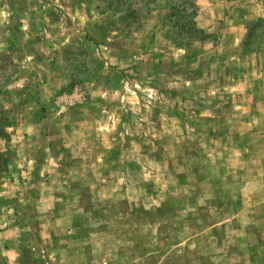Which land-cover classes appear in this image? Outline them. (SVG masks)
<instances>
[{
    "label": "rangeland",
    "instance_id": "rangeland-1",
    "mask_svg": "<svg viewBox=\"0 0 264 264\" xmlns=\"http://www.w3.org/2000/svg\"><path fill=\"white\" fill-rule=\"evenodd\" d=\"M194 2L0 0V264H264V0Z\"/></svg>",
    "mask_w": 264,
    "mask_h": 264
},
{
    "label": "trees",
    "instance_id": "trees-1",
    "mask_svg": "<svg viewBox=\"0 0 264 264\" xmlns=\"http://www.w3.org/2000/svg\"><path fill=\"white\" fill-rule=\"evenodd\" d=\"M187 3H189V6H190L191 3H193L192 11H193V13H195L196 7L194 6L195 5L194 0H185L184 5L182 6L181 12L182 13L185 12V15L188 14L187 13L188 12V8L186 7ZM193 25H195L194 22H193ZM2 133H3V130L0 128V136L2 135ZM7 168H8V161H7L6 157L0 151V179H1L2 175H3V173L7 170Z\"/></svg>",
    "mask_w": 264,
    "mask_h": 264
}]
</instances>
